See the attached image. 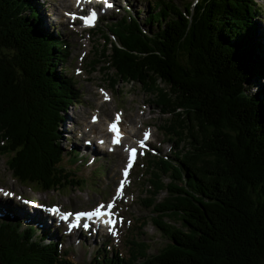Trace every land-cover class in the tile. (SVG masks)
Listing matches in <instances>:
<instances>
[{
	"label": "trees",
	"instance_id": "obj_1",
	"mask_svg": "<svg viewBox=\"0 0 264 264\" xmlns=\"http://www.w3.org/2000/svg\"><path fill=\"white\" fill-rule=\"evenodd\" d=\"M183 3L152 0L144 22L126 14L96 30L103 43L89 69L105 65L112 90L121 81L152 96L169 116L158 129L172 147L168 157L147 154L142 199L164 246L150 256L131 241L128 256L88 264H264V41L255 38L263 10L256 0ZM37 20L34 0H0V155L19 183L57 191L81 184L63 167L75 152L57 131L79 92L55 72L66 69L67 42ZM254 81L260 90L250 93ZM13 224L0 222V264H76L61 242Z\"/></svg>",
	"mask_w": 264,
	"mask_h": 264
},
{
	"label": "rangeland",
	"instance_id": "obj_2",
	"mask_svg": "<svg viewBox=\"0 0 264 264\" xmlns=\"http://www.w3.org/2000/svg\"><path fill=\"white\" fill-rule=\"evenodd\" d=\"M60 1L63 0H34V6L38 13L36 26L48 35L56 38L60 37L69 46L67 49L66 69L64 65L58 64L55 72L60 74L66 72V75L74 80V82L72 80L71 82L75 89L78 88L76 91L79 94L74 99L78 100L76 101L77 105L71 104L68 107V111L65 110L62 113V120L57 131L60 144L65 149V152L69 150L75 152V155L73 153L64 156L63 167L67 170H73V175L75 176L73 180H80L81 184L78 187L64 185L57 191H41L34 185L21 184L13 178L7 168V155H0V186L15 194L14 200L11 202L0 201V207L3 209L10 207L14 213H19L17 220L21 219L22 221L19 223L20 230L27 228L25 224H34V222L40 220L43 224L37 226L41 227L45 234L52 236V242L57 240L62 243L60 250L67 253L61 256L76 264H88L94 256H103V254L111 255L117 253L119 256L126 257L128 256V244L131 241L144 242V244L149 245L147 254L150 256L155 255L166 241L160 236L151 222V218L154 216L153 212L142 205V199L148 196L145 192V188L148 186L146 180L148 177L146 176V160L144 159L143 161L140 159L131 171V186L127 190L126 199L121 202L120 210L127 219L117 239L106 240L104 236H101L100 240L88 234L62 238V233H59L55 227L50 225V217L40 212H36V215V213L34 214V212L30 211L28 206L22 204L20 200H16V195H19L21 198L34 200L36 203L44 205L56 204L62 210L76 211L92 208L99 201L105 202L110 199L120 176L119 169L123 165L121 149H117V153L112 155L97 152L95 149L96 156L91 154L92 148H85L87 146H85L84 140L90 139L92 133L93 140L97 139V134H103L101 131L106 130L107 121L118 110L124 116L125 129L132 135V137L127 139L128 142L132 141L133 138H139L142 131L150 130L153 133L152 144L158 148V151L153 149L156 156H170L172 147L171 142L158 129V126H162L165 119L169 118V116L162 115L160 108L149 102L152 100V96L145 94L140 89V85L127 84L121 81L112 90L105 80L104 73L100 70L105 65L98 64L93 73L88 65L89 61L96 57L94 55L95 48L100 51H98L99 54L101 53L103 39L101 33L96 31L97 28L105 21H114L126 14L138 17L140 23L144 22L148 16V6L152 4V0H110L108 2L112 4L114 2V7L111 5L112 8L107 10L105 14L101 11L100 14H104V17L100 18L96 26L91 30H84L73 24L71 26L70 23L62 24V20L65 18L63 11L70 12L73 10V0H68L65 6H62ZM172 1L175 4L183 5V2L188 0ZM256 2L261 5L262 16H264V0H256ZM92 3V8L98 5L103 8L100 2L93 1ZM261 20L260 18L255 20V38L259 37L260 41H264V22ZM262 44L264 48V42ZM76 69L81 71V74H75ZM106 74L110 75L111 69L107 70ZM251 84L250 93L260 90L257 81ZM261 84L263 85L264 81H261ZM102 97H109V101L103 102ZM92 115L99 117L96 125H91L89 122ZM76 127L83 130L90 127V129L92 128L91 131H96V135H94L93 131L87 135L85 130H81V134H78V132L73 134ZM79 135L83 136L79 137ZM98 136L100 137V135ZM98 154L100 155L98 156ZM117 154H120L122 158L118 159ZM74 157L76 159L73 164L71 161H73ZM94 158L95 160H93ZM162 182L167 185L170 182V178L162 177ZM166 195V190H163L156 199L159 201ZM7 203L9 205H4ZM7 216L12 217L8 213L3 217L6 218ZM24 219L27 221L25 222ZM43 225L48 226V228H44ZM38 228L33 230V234L37 238L41 234ZM104 246L106 250L103 251Z\"/></svg>",
	"mask_w": 264,
	"mask_h": 264
},
{
	"label": "snow or ice",
	"instance_id": "obj_3",
	"mask_svg": "<svg viewBox=\"0 0 264 264\" xmlns=\"http://www.w3.org/2000/svg\"><path fill=\"white\" fill-rule=\"evenodd\" d=\"M66 15H68V13H66ZM91 16H92V18H94V13L91 14ZM73 18H75V16H73ZM81 19H85V20L87 21L88 18L82 17ZM147 138H148V134L145 133V134H144V140H147ZM113 142L116 143L117 141L114 140ZM140 146H141V147L144 146V141H143V140L140 141ZM135 152H136L135 149H130V150H129V165H128V167L131 166V161H132V159H133V157H134V155H135ZM124 171H125V174H126V173H127V168H125ZM117 195H119V188L117 189ZM25 203H30V202L26 201ZM33 207L41 208V209H42V208H43V205H34ZM102 207H104V206L101 205L100 207H97L96 210H95V212H92V213H77V215H78V216H82V215H88V216L97 215V216H99V215L101 214V208H102ZM107 207L110 208L111 205L109 204V205H107ZM48 211H50V212H54V211H56V209H55V208H52V209H48ZM67 218H68L67 216L61 217V219H67ZM105 223H109V224H110L111 221H105ZM85 227H87V226H85ZM109 231H111V228H109Z\"/></svg>",
	"mask_w": 264,
	"mask_h": 264
},
{
	"label": "bare ground",
	"instance_id": "obj_4",
	"mask_svg": "<svg viewBox=\"0 0 264 264\" xmlns=\"http://www.w3.org/2000/svg\"><path fill=\"white\" fill-rule=\"evenodd\" d=\"M108 1H110V0H108ZM67 2H68V0H63V1H60V4L62 5V6H65V5H67ZM65 9H67V8H65ZM72 104V103H71ZM104 132H106L107 133V131L105 130H102L101 131V133H104ZM117 157H118V159H121L122 158V156L120 155V154H117ZM4 206V205H3ZM7 213H14V211L12 210V209H7V208H4V209H2L1 211H0V214H4V215H7ZM36 215H37V213H36ZM49 221H50V219H49ZM50 223V222H49ZM50 225H51V223H50ZM56 232V231H55Z\"/></svg>",
	"mask_w": 264,
	"mask_h": 264
}]
</instances>
